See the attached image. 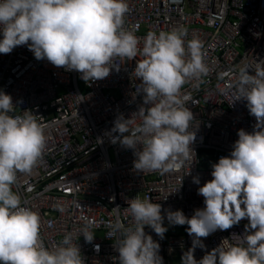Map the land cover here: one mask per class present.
I'll use <instances>...</instances> for the list:
<instances>
[{
  "label": "clouds",
  "instance_id": "obj_1",
  "mask_svg": "<svg viewBox=\"0 0 264 264\" xmlns=\"http://www.w3.org/2000/svg\"><path fill=\"white\" fill-rule=\"evenodd\" d=\"M127 12V0H0V54L26 45L37 60L76 71L85 82L108 77L114 58L142 56L134 68L140 80L136 95L142 96L134 113L140 122L118 115L110 142L133 151L136 171L172 173L188 167L189 175L197 159L192 145L198 124H193L194 113L181 89L193 81L198 85L209 71L202 42H186V30L175 28L147 33L141 48L135 33L124 28ZM248 70L247 65L239 69L236 101H246L256 123L250 132L237 130L230 153L211 164V179L201 185L199 176L192 177L204 206L188 217L179 209L162 213V205L148 198H131L127 210L132 223L123 226L117 220L113 225L118 264H164L161 245L145 226L163 240L165 219L170 225H188L191 246L180 264H264V64L254 74ZM15 106L12 96L0 90V264H84L71 232L53 248L45 246L38 213L23 206L13 191L17 174L32 171L48 139L32 112L12 115ZM242 219L247 224L236 242L224 238L195 258L197 247L206 248L201 238ZM90 227L85 222L82 229L89 243L95 237Z\"/></svg>",
  "mask_w": 264,
  "mask_h": 264
},
{
  "label": "built area",
  "instance_id": "obj_2",
  "mask_svg": "<svg viewBox=\"0 0 264 264\" xmlns=\"http://www.w3.org/2000/svg\"><path fill=\"white\" fill-rule=\"evenodd\" d=\"M127 3L124 28L140 39L139 47L147 33L175 28L186 30V42L193 38L202 42L209 71L198 85L193 81L181 89L188 97L186 106L194 113L193 124H198L192 145L197 159L189 175H185L188 167L172 173L136 171L133 151L110 142L109 131L118 115L140 122L134 113L142 104V96L135 91L140 80L134 68L142 56L114 58L108 77L85 82L76 71L37 60L26 45L0 54V90L12 96L16 105L12 115L32 112L48 138L32 171L17 174L13 191L23 206L38 213L45 246L53 248L71 232L84 264H118L114 248L118 234L113 225L117 220L123 226L132 223L127 209L133 197L160 203L162 213L179 209L191 217L204 206V198L197 194L200 185L192 177L199 176L201 185L211 179V164L230 153L237 130L250 132L256 123L246 101H236L234 83L241 67L247 65L254 74L264 64V0ZM85 222L95 236L90 243L82 236ZM164 224L182 231L166 232L163 240L148 226L145 231L159 241L164 264H180L182 253L191 246L188 225H170L166 219ZM245 224L247 220L242 219L227 230L201 238L206 248L197 247L195 258L200 259L224 238L236 242Z\"/></svg>",
  "mask_w": 264,
  "mask_h": 264
},
{
  "label": "rangeland",
  "instance_id": "obj_3",
  "mask_svg": "<svg viewBox=\"0 0 264 264\" xmlns=\"http://www.w3.org/2000/svg\"><path fill=\"white\" fill-rule=\"evenodd\" d=\"M168 231L170 233H180L182 229L180 227H167Z\"/></svg>",
  "mask_w": 264,
  "mask_h": 264
}]
</instances>
